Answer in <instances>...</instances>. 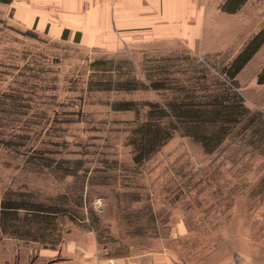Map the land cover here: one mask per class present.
<instances>
[{
  "label": "rangeland",
  "instance_id": "1",
  "mask_svg": "<svg viewBox=\"0 0 264 264\" xmlns=\"http://www.w3.org/2000/svg\"><path fill=\"white\" fill-rule=\"evenodd\" d=\"M228 1L114 50L0 6V264H264V0Z\"/></svg>",
  "mask_w": 264,
  "mask_h": 264
},
{
  "label": "crops",
  "instance_id": "2",
  "mask_svg": "<svg viewBox=\"0 0 264 264\" xmlns=\"http://www.w3.org/2000/svg\"><path fill=\"white\" fill-rule=\"evenodd\" d=\"M206 2V1H205ZM204 0H7L13 20L55 40L117 49L128 40L201 41Z\"/></svg>",
  "mask_w": 264,
  "mask_h": 264
},
{
  "label": "trees",
  "instance_id": "3",
  "mask_svg": "<svg viewBox=\"0 0 264 264\" xmlns=\"http://www.w3.org/2000/svg\"><path fill=\"white\" fill-rule=\"evenodd\" d=\"M7 0H0V2H6ZM246 0H229L226 5L228 8H225L227 12H234L237 10ZM262 34L256 36L249 46L243 51V53L234 61L232 67L234 70L231 76H235L241 71L244 65L250 60L252 55L258 50V48L263 44Z\"/></svg>",
  "mask_w": 264,
  "mask_h": 264
}]
</instances>
